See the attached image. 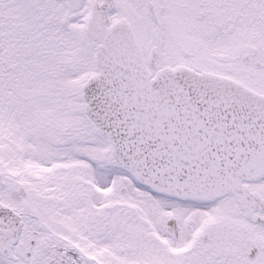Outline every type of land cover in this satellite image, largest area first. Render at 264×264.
<instances>
[{
  "label": "snow or ice",
  "instance_id": "6c2138e0",
  "mask_svg": "<svg viewBox=\"0 0 264 264\" xmlns=\"http://www.w3.org/2000/svg\"><path fill=\"white\" fill-rule=\"evenodd\" d=\"M0 264H264V0H0Z\"/></svg>",
  "mask_w": 264,
  "mask_h": 264
}]
</instances>
